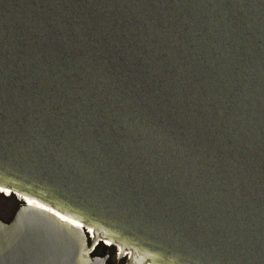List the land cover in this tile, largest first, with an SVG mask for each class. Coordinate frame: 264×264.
<instances>
[{
    "label": "water",
    "instance_id": "95a60500",
    "mask_svg": "<svg viewBox=\"0 0 264 264\" xmlns=\"http://www.w3.org/2000/svg\"><path fill=\"white\" fill-rule=\"evenodd\" d=\"M0 188V264H264V0H0Z\"/></svg>",
    "mask_w": 264,
    "mask_h": 264
},
{
    "label": "rangeland",
    "instance_id": "374dc122",
    "mask_svg": "<svg viewBox=\"0 0 264 264\" xmlns=\"http://www.w3.org/2000/svg\"><path fill=\"white\" fill-rule=\"evenodd\" d=\"M7 193V192H6ZM5 195L2 193L0 189V219L3 220H8L15 209L17 208L19 199L16 196H9V198L6 200L4 199ZM105 242V241H104ZM102 242L103 244H100L97 246V249L99 248L98 254L101 255V251L106 249L105 243L107 242ZM112 245L111 243H109ZM107 253L108 254V259L107 263L108 264H127L128 263V255L124 256L123 255H118V250L115 247L107 248Z\"/></svg>",
    "mask_w": 264,
    "mask_h": 264
},
{
    "label": "bare ground",
    "instance_id": "6f19581e",
    "mask_svg": "<svg viewBox=\"0 0 264 264\" xmlns=\"http://www.w3.org/2000/svg\"><path fill=\"white\" fill-rule=\"evenodd\" d=\"M1 189V191H2V193L3 194H6V195H12L11 194V192H10V190H5V189H2V188H0ZM7 192V193H6ZM16 197L19 199V200H23V197L21 196V195H19V194H16ZM29 202H32V201H30L29 200ZM73 224H75L77 227H80V228H83V226L81 225V224H79V223H73ZM89 234H90V232H91V230H88L87 231ZM102 241H104V240H101V243H102ZM108 240H105V242H107ZM110 242V241H109ZM109 242H107V244H109ZM112 244V243H111ZM105 246H112V245H105ZM118 250V249H117ZM119 253V252H118ZM125 253V255L124 256H127L128 255V253L127 252H124ZM118 255H120L121 256V254H118Z\"/></svg>",
    "mask_w": 264,
    "mask_h": 264
},
{
    "label": "flooded vegetation",
    "instance_id": "af4514ba",
    "mask_svg": "<svg viewBox=\"0 0 264 264\" xmlns=\"http://www.w3.org/2000/svg\"><path fill=\"white\" fill-rule=\"evenodd\" d=\"M104 241H105V240H104ZM104 241H102V242H104ZM107 242H109V241H107ZM104 243H105V242H104ZM109 243H111V242H109ZM100 244H103V243H100ZM100 244H99V245H100ZM99 245H98V246H99ZM105 245H109V244H106V243H105ZM112 248H113V247H112ZM107 250H108L107 248L104 249V250H102V251H101V255L106 254V253H107ZM98 251H99V248H98V249L96 248V249H95V252H96L97 254H98Z\"/></svg>",
    "mask_w": 264,
    "mask_h": 264
},
{
    "label": "trees",
    "instance_id": "16d2710c",
    "mask_svg": "<svg viewBox=\"0 0 264 264\" xmlns=\"http://www.w3.org/2000/svg\"><path fill=\"white\" fill-rule=\"evenodd\" d=\"M9 196H13V195H9ZM9 196H5V197H4V199H6V200H7V199L9 198Z\"/></svg>",
    "mask_w": 264,
    "mask_h": 264
},
{
    "label": "built area",
    "instance_id": "2783aa9c",
    "mask_svg": "<svg viewBox=\"0 0 264 264\" xmlns=\"http://www.w3.org/2000/svg\"><path fill=\"white\" fill-rule=\"evenodd\" d=\"M94 248H95V246L91 249V252H93L94 251Z\"/></svg>",
    "mask_w": 264,
    "mask_h": 264
},
{
    "label": "clouds",
    "instance_id": "9594fccd",
    "mask_svg": "<svg viewBox=\"0 0 264 264\" xmlns=\"http://www.w3.org/2000/svg\"><path fill=\"white\" fill-rule=\"evenodd\" d=\"M9 196V195H8Z\"/></svg>",
    "mask_w": 264,
    "mask_h": 264
}]
</instances>
